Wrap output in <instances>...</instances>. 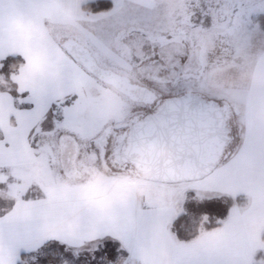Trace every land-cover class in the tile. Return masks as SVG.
Instances as JSON below:
<instances>
[{"label": "snow or ice", "instance_id": "6c2138e0", "mask_svg": "<svg viewBox=\"0 0 264 264\" xmlns=\"http://www.w3.org/2000/svg\"><path fill=\"white\" fill-rule=\"evenodd\" d=\"M0 264H264V0H0Z\"/></svg>", "mask_w": 264, "mask_h": 264}, {"label": "trees", "instance_id": "16d2710c", "mask_svg": "<svg viewBox=\"0 0 264 264\" xmlns=\"http://www.w3.org/2000/svg\"><path fill=\"white\" fill-rule=\"evenodd\" d=\"M200 211L214 212L219 214L221 218L223 217V215H226V208L223 207L220 203H206L203 205ZM181 238L185 237L182 236Z\"/></svg>", "mask_w": 264, "mask_h": 264}, {"label": "rangeland", "instance_id": "374dc122", "mask_svg": "<svg viewBox=\"0 0 264 264\" xmlns=\"http://www.w3.org/2000/svg\"><path fill=\"white\" fill-rule=\"evenodd\" d=\"M187 207H188L189 209H191V208H192V205H191V204H189V205H187Z\"/></svg>", "mask_w": 264, "mask_h": 264}]
</instances>
